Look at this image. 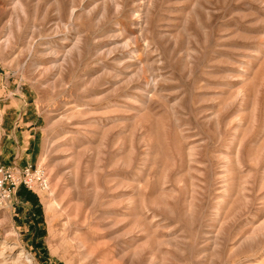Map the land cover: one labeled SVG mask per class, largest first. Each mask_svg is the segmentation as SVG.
<instances>
[{"label": "rangeland", "instance_id": "374dc122", "mask_svg": "<svg viewBox=\"0 0 264 264\" xmlns=\"http://www.w3.org/2000/svg\"><path fill=\"white\" fill-rule=\"evenodd\" d=\"M9 152L0 264H264V0H0Z\"/></svg>", "mask_w": 264, "mask_h": 264}, {"label": "built area", "instance_id": "2783aa9c", "mask_svg": "<svg viewBox=\"0 0 264 264\" xmlns=\"http://www.w3.org/2000/svg\"><path fill=\"white\" fill-rule=\"evenodd\" d=\"M21 187L33 192L47 190L49 179L45 170L32 165L22 169L0 166V206L10 202Z\"/></svg>", "mask_w": 264, "mask_h": 264}, {"label": "crops", "instance_id": "0c3cea01", "mask_svg": "<svg viewBox=\"0 0 264 264\" xmlns=\"http://www.w3.org/2000/svg\"><path fill=\"white\" fill-rule=\"evenodd\" d=\"M11 153V156H10V161H8L6 163V165H9V164H14L16 165V167L18 169H21L23 168L26 164H27V158L24 156V155H21V154H16L14 153V156L12 155V152H9ZM13 156V157H12Z\"/></svg>", "mask_w": 264, "mask_h": 264}, {"label": "bare ground", "instance_id": "6f19581e", "mask_svg": "<svg viewBox=\"0 0 264 264\" xmlns=\"http://www.w3.org/2000/svg\"><path fill=\"white\" fill-rule=\"evenodd\" d=\"M31 263H32V261H31Z\"/></svg>", "mask_w": 264, "mask_h": 264}]
</instances>
